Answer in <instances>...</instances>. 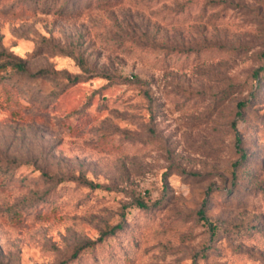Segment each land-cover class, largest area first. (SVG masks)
I'll list each match as a JSON object with an SVG mask.
<instances>
[{
    "label": "rangeland",
    "instance_id": "rangeland-1",
    "mask_svg": "<svg viewBox=\"0 0 264 264\" xmlns=\"http://www.w3.org/2000/svg\"><path fill=\"white\" fill-rule=\"evenodd\" d=\"M52 1L0 0V264H264V0Z\"/></svg>",
    "mask_w": 264,
    "mask_h": 264
},
{
    "label": "trees",
    "instance_id": "trees-1",
    "mask_svg": "<svg viewBox=\"0 0 264 264\" xmlns=\"http://www.w3.org/2000/svg\"><path fill=\"white\" fill-rule=\"evenodd\" d=\"M62 2L64 4H62ZM62 5H63L64 9L63 10H58V12H63L64 10L67 11V10L73 8V4L69 0H53L50 9H53V8L60 9V7ZM0 63H1L0 64V75L2 77H3V73H4L3 71H8V70L10 72L14 71V72L19 73V74H26L27 73L25 64L21 60L17 59L16 57H13V56H10V55L8 56L5 53H0ZM240 106L242 108H244L243 107L244 104H241ZM237 141H239L238 137H237ZM138 205L140 207L144 208V209L147 208V206H145L144 202H139ZM120 229H121V225H117V226L111 228L110 230L106 231L102 235L100 240H103L104 236L111 235L115 231L120 230ZM62 264H65V263H62Z\"/></svg>",
    "mask_w": 264,
    "mask_h": 264
}]
</instances>
